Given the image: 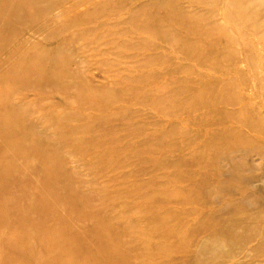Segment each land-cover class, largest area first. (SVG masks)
I'll return each instance as SVG.
<instances>
[{"label": "rangeland", "instance_id": "obj_1", "mask_svg": "<svg viewBox=\"0 0 264 264\" xmlns=\"http://www.w3.org/2000/svg\"><path fill=\"white\" fill-rule=\"evenodd\" d=\"M0 264H264V0H0Z\"/></svg>", "mask_w": 264, "mask_h": 264}]
</instances>
